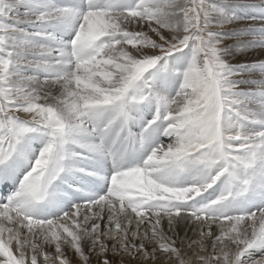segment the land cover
Returning a JSON list of instances; mask_svg holds the SVG:
<instances>
[{
  "label": "snow or ice",
  "instance_id": "6c2138e0",
  "mask_svg": "<svg viewBox=\"0 0 264 264\" xmlns=\"http://www.w3.org/2000/svg\"><path fill=\"white\" fill-rule=\"evenodd\" d=\"M0 189V264H264V0H0Z\"/></svg>",
  "mask_w": 264,
  "mask_h": 264
},
{
  "label": "rangeland",
  "instance_id": "374dc122",
  "mask_svg": "<svg viewBox=\"0 0 264 264\" xmlns=\"http://www.w3.org/2000/svg\"><path fill=\"white\" fill-rule=\"evenodd\" d=\"M235 11H236L237 15H241V16H245V17L255 14L251 11H245L244 9H236ZM8 191H9V189H0V196L6 195Z\"/></svg>",
  "mask_w": 264,
  "mask_h": 264
}]
</instances>
